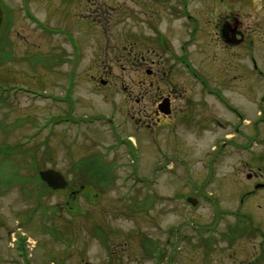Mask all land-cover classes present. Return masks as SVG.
<instances>
[{
    "label": "rangeland",
    "instance_id": "1",
    "mask_svg": "<svg viewBox=\"0 0 264 264\" xmlns=\"http://www.w3.org/2000/svg\"><path fill=\"white\" fill-rule=\"evenodd\" d=\"M178 3L0 0V40L10 53L5 64L0 55V85L9 87L0 86L1 97L8 94L0 143L17 145L0 151V264H177L174 241L164 242L168 225L218 205L236 210L246 192H261L248 174L264 171V1L235 3L244 39L234 42L227 66L218 51H204L206 40L188 49L218 94L149 39V26L157 25L180 52L186 31L169 7ZM187 7L203 8L204 20L214 1L187 0ZM135 50L172 70L142 85L150 79ZM170 84L175 114L161 120L147 147L125 151L110 132L115 121L122 134L132 130L124 86L154 102L157 85ZM96 158L113 174L89 190L80 169ZM40 167L62 171L70 187L49 190ZM191 192L198 206L188 202Z\"/></svg>",
    "mask_w": 264,
    "mask_h": 264
},
{
    "label": "flooded vegetation",
    "instance_id": "2",
    "mask_svg": "<svg viewBox=\"0 0 264 264\" xmlns=\"http://www.w3.org/2000/svg\"><path fill=\"white\" fill-rule=\"evenodd\" d=\"M213 1L214 7L210 8L209 12L204 11L206 16L204 20L202 19V16H204L203 8L197 7L192 10L187 7V0H179L178 4L169 5L175 20H180L177 23L178 28L182 27L186 31L184 33L186 38L180 42L178 47L180 52L178 54L170 46L169 35L165 29L162 30L157 25H150V31H148L149 39L152 40L151 42L155 48L165 52L166 55L170 52L173 58L174 56L176 59L178 58L192 71V74L201 83V87H206L209 92H217L221 88L211 87L207 82V75L201 68L197 69L190 63L188 49L191 43L197 46L200 39L206 40L209 50L205 48L204 51L213 50L215 53L218 51L220 59L227 66L228 55L232 54L233 50L231 48L234 42H241L244 39V31L240 27L241 22L234 15L235 3L240 0ZM223 3H225L224 8L218 9L219 5H223ZM261 9L264 10L262 4ZM84 22L86 23V21ZM249 45L251 46V44ZM72 46L75 48L77 43L73 42ZM2 52L3 61L9 59V51L5 49ZM139 55L145 59L141 62V68L145 69L146 76L150 79L143 82L142 85L145 83L148 86H154L157 78L172 70L171 67L167 69V66H164L165 60L163 63L154 60L149 62L146 60L145 55L135 50L134 57L137 58ZM252 61L255 69L258 70L255 58H252ZM5 63L6 61L3 62V64ZM258 71L259 74L262 72L260 69ZM103 79L107 80L99 77L98 81ZM109 83L106 82L105 85ZM169 86L165 90V88L161 89L157 85L158 93L154 98V102L147 101L143 91L139 93L142 96H138L133 92V87L124 86L128 94L126 113L131 115V124L129 125L132 130L122 134L115 127L118 125L121 127V124H116V121L113 122V119L108 118L110 122H113L110 125L112 128L110 132L118 139V142H121L120 146L125 151H138L147 147L145 144L150 140L152 133L155 132L154 130L161 123V120L175 114L177 111L175 98L170 92L171 84ZM68 98L71 100L70 97ZM261 98L260 101L264 100V92ZM198 100L202 99L199 98ZM224 100L228 105L229 100L227 98H224ZM115 109V106H113L112 111ZM141 130L143 131L139 133L138 131ZM256 137L254 135L252 139ZM260 169L262 167H258L257 171L249 172L248 178L254 180L251 183L253 188L261 192L246 193L241 196L237 200L241 203L240 208L236 210L220 209L218 205L219 208L207 209V212H198V216L184 219L174 229L171 225H168L170 228L166 230L164 242L166 243L165 246H170L171 240L174 241L172 247L178 249L177 264H264V171L262 170V172ZM258 184L261 186L257 187ZM246 191L251 192V190ZM206 201L212 203L211 200ZM198 205L197 203L196 206ZM206 206L208 205L206 204ZM207 215L212 216L211 219ZM221 222H223L222 226L220 225ZM171 235L174 236L171 237ZM163 253L166 256L168 252L163 250Z\"/></svg>",
    "mask_w": 264,
    "mask_h": 264
},
{
    "label": "trees",
    "instance_id": "3",
    "mask_svg": "<svg viewBox=\"0 0 264 264\" xmlns=\"http://www.w3.org/2000/svg\"><path fill=\"white\" fill-rule=\"evenodd\" d=\"M10 25V24H9ZM5 42L3 41V40H0V55H1V53H3L2 51L3 50H5L4 48H5ZM20 143V142H19ZM18 143V144H19ZM3 145H7L8 146V150L7 151H10L12 148H16V144H12V143H0V151H3L1 148H3ZM17 150H19V148H17ZM5 155V154H4ZM96 161L95 162H92L91 164H90V166L89 165H82V168L80 169L81 170V172H82V176L83 177H86L87 179H86V181H87V183H88V188L87 189H89V187H90V189H91V185H93V183H95V181L96 182H98L99 184H100V186H101V184L103 183V181H106L107 180V178H109V177H111V174H113L112 173V171H113V166H109V165H103V164H101L102 163V159L100 158V160L98 161V159L96 158L95 159ZM33 161H35V158H34V160ZM101 161V162H100ZM36 166V165H35ZM39 168V167H38ZM41 168V167H40ZM44 168V167H43ZM85 171V173L87 174L86 176H85V174H84V171ZM37 175H39L38 174V172H37ZM110 175V176H109ZM113 176V175H112ZM83 177H82V179H83ZM40 179V178H39ZM83 180H85V179H83ZM40 181V180H39ZM43 183V182H42ZM44 184V183H43ZM85 184V182H83V183H81V185H84ZM45 185V184H44ZM85 187V186H84ZM93 187V186H92ZM80 189H81V186H80ZM89 189V190H90ZM50 190V189H49ZM89 195V194H88ZM95 231L97 232L98 231V229H95ZM101 239H103V241L105 242V236L103 235V234H101ZM142 246H143V248L145 249L146 247V244H145V246L142 244Z\"/></svg>",
    "mask_w": 264,
    "mask_h": 264
},
{
    "label": "water",
    "instance_id": "4",
    "mask_svg": "<svg viewBox=\"0 0 264 264\" xmlns=\"http://www.w3.org/2000/svg\"><path fill=\"white\" fill-rule=\"evenodd\" d=\"M1 20H2V9L0 8V24H1ZM39 174L43 179V181H45L49 186L55 189L56 188L60 189L68 185V180L66 179L65 175L58 169L55 168L41 169ZM189 200L192 201L193 203L197 202V200L193 198H189Z\"/></svg>",
    "mask_w": 264,
    "mask_h": 264
}]
</instances>
